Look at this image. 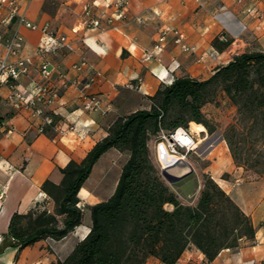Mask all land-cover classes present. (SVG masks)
<instances>
[{
  "label": "crops",
  "instance_id": "0c3cea01",
  "mask_svg": "<svg viewBox=\"0 0 264 264\" xmlns=\"http://www.w3.org/2000/svg\"><path fill=\"white\" fill-rule=\"evenodd\" d=\"M16 1L19 14L63 34L73 49L60 48L47 54L52 71L45 80L39 73L42 59L36 49L54 42L40 30L19 24L16 17L0 23V57L5 56V40L17 30L23 36L22 46L17 55H6V61L31 58L27 73L16 81V89L27 94L36 84L48 82L59 93L57 101L41 104L52 122L39 132L41 119L32 116L28 108L15 109L8 99L11 89L0 83V122L12 128L9 134L0 130V264H52L69 255L89 232L90 222L79 224L61 239L46 237L18 250L7 235L12 215L26 213L35 206L53 212V200L42 190V183L49 179L59 184V168L71 159L80 162L106 136L108 125L116 117L149 109L150 97L161 84H168L169 78L190 76L204 80L236 54L264 51V0H129L116 28L105 21L104 0ZM86 3L100 19L95 28L87 27L82 20L81 10ZM5 15L6 9L0 10V19ZM167 28L181 32L194 50H181L170 32L160 49L154 48L160 31ZM221 35L227 40H221ZM147 53L149 58L145 57ZM81 60L86 61V66L72 68ZM94 71L100 76L89 88L81 90L72 84L87 80ZM83 92L95 94L108 111L102 115L83 110ZM201 132L206 135V130ZM127 157V152L115 148L105 151L78 192L79 204L84 203L86 208L107 199ZM222 163L221 159L214 160L208 167L210 174L219 185L220 180L226 183L225 188L221 187L250 216L255 241L223 249L212 261L193 247L185 250L175 264H264V175L258 181L232 186L221 177L224 168L218 169ZM171 172L180 175L187 168L176 166ZM145 264L163 263L150 257Z\"/></svg>",
  "mask_w": 264,
  "mask_h": 264
},
{
  "label": "trees",
  "instance_id": "16d2710c",
  "mask_svg": "<svg viewBox=\"0 0 264 264\" xmlns=\"http://www.w3.org/2000/svg\"><path fill=\"white\" fill-rule=\"evenodd\" d=\"M219 91L236 107L235 123L223 132L233 162L264 172V51H244L207 79L180 76L161 84L150 97L149 109L111 121L106 136L80 162L71 159L59 168V184L49 179L42 183L53 200V212L35 206L12 215L7 235L18 250L46 237L61 239L82 223L78 192L109 148L128 153L116 187L107 199L90 206L87 235L67 257L52 264H145L150 257L175 264L191 246L212 261L221 250L238 246L240 239L253 240L250 216L212 177L202 182L194 204L184 203L154 156L159 126L172 130L195 124L210 131L201 109Z\"/></svg>",
  "mask_w": 264,
  "mask_h": 264
},
{
  "label": "built area",
  "instance_id": "2783aa9c",
  "mask_svg": "<svg viewBox=\"0 0 264 264\" xmlns=\"http://www.w3.org/2000/svg\"><path fill=\"white\" fill-rule=\"evenodd\" d=\"M69 1V0H65ZM129 0H104V6L107 10L105 21L112 28H116V21L124 18L125 12L128 7ZM6 9V15L0 19V23L4 24L6 21L17 18L18 23L29 28L31 30H40L48 40L54 42V45L47 46V44H41L36 49V54L41 57L39 64V73L42 78L47 80L51 75V67L47 60V54L49 52H55L58 49L72 50L73 47L70 42L66 40L63 34L50 31L48 25L38 26V24L28 21L24 15L18 12V3L16 0H0V10ZM249 10V9H248ZM81 16L84 24L87 27H97L100 23V19L93 15L90 4L86 3L82 6ZM170 32L173 36L174 43L183 51H193L194 47L188 45L185 42L184 35L177 29H162L160 31L158 42L154 45V48L160 49V43L166 38V35ZM221 40H227L224 35L220 36ZM3 41V34L0 30V42ZM23 43V36L16 30L10 37L5 40L4 49L5 56L0 57V83L7 84L11 89L8 96L9 101L12 103L15 109L28 108L31 110V115L41 119L38 126V131L43 132L44 126L52 122V119L44 114V110L41 104H51L58 100V91L49 85L48 82L36 84L32 92L24 94L16 89V81L20 76L24 75L28 71V65L31 63V58L17 57L13 62L6 61V55H17L18 50ZM146 58L150 57L147 53ZM86 61L81 60L78 63L72 65L74 69H80L86 66ZM96 76H100L98 71H94L93 76L89 77L85 81H73L72 84L81 90L90 87ZM173 81L172 78L167 80L170 84ZM82 108L87 112H98L105 114L108 109L103 108L101 101L93 93L82 94ZM3 122H0V130H4L6 134L11 133L12 128L6 127ZM198 146V139L194 134L186 127H176L172 130H166L159 126L157 136L153 143L154 156L156 162L160 168V171H169L172 167L187 161L188 155L196 150ZM3 191H1L0 197ZM80 207H84V204H79Z\"/></svg>",
  "mask_w": 264,
  "mask_h": 264
},
{
  "label": "rangeland",
  "instance_id": "374dc122",
  "mask_svg": "<svg viewBox=\"0 0 264 264\" xmlns=\"http://www.w3.org/2000/svg\"><path fill=\"white\" fill-rule=\"evenodd\" d=\"M201 110L204 114V118L209 123L211 130L209 131L206 129V135H204L201 130H199L200 132L196 131L195 124H189L186 127L198 139V146L194 152L188 155L186 162L179 163L176 166H184L187 168V172L189 170L190 172L187 174L188 176H184L181 180L175 183L170 184L167 182L171 190L177 194L178 198L187 204H194L196 202L202 182L207 177H212L210 174L211 171L208 167L211 163H213L214 160H222V168H219L218 170H222L224 168L221 177L228 180L232 186H239L240 184L258 181L264 175V172L257 173L253 169H247L243 166H238L232 160L226 141L223 139V132L228 125L235 123L237 119V113L236 107L230 102L226 95L220 91L217 92L212 100L206 102L202 106ZM206 136L207 138L205 140H201ZM252 139L254 138H248L247 142L251 143ZM249 143H247V145H250ZM258 145L259 142H256L257 147ZM223 152L226 153L227 158L224 156ZM176 166L169 169L168 172H171V170ZM118 171L119 174L117 175H120V170ZM225 184L222 180H220V186L224 185L225 188ZM91 205L93 204H90L86 208L83 206L81 207L84 208L82 225H86L90 222ZM170 207L172 209V205L165 204V208L169 209ZM254 241L255 239L250 240L248 238H242L240 239L238 246L232 247L230 249L238 248L245 242L254 243ZM191 248L193 247L191 246L187 250H190Z\"/></svg>",
  "mask_w": 264,
  "mask_h": 264
},
{
  "label": "water",
  "instance_id": "95a60500",
  "mask_svg": "<svg viewBox=\"0 0 264 264\" xmlns=\"http://www.w3.org/2000/svg\"><path fill=\"white\" fill-rule=\"evenodd\" d=\"M189 172H190V170L188 172L181 174V175H176V174H172L171 172H168L166 170H163L161 173H162L163 177L167 180V182L172 184V183H175V182L181 180Z\"/></svg>",
  "mask_w": 264,
  "mask_h": 264
},
{
  "label": "bare ground",
  "instance_id": "6f19581e",
  "mask_svg": "<svg viewBox=\"0 0 264 264\" xmlns=\"http://www.w3.org/2000/svg\"><path fill=\"white\" fill-rule=\"evenodd\" d=\"M195 129H196V131H199V130H201V131H205L206 129L205 128H203L202 126H199V125H196L195 126ZM200 132V131H199ZM206 139V137H204V139H201V140H205Z\"/></svg>",
  "mask_w": 264,
  "mask_h": 264
}]
</instances>
